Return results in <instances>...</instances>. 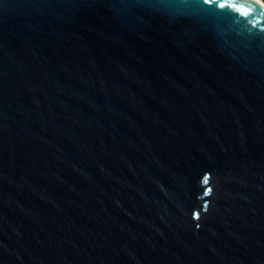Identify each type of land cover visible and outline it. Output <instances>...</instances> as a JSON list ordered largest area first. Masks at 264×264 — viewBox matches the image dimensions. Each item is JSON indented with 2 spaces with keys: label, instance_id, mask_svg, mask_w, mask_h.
<instances>
[{
  "label": "water",
  "instance_id": "obj_1",
  "mask_svg": "<svg viewBox=\"0 0 264 264\" xmlns=\"http://www.w3.org/2000/svg\"><path fill=\"white\" fill-rule=\"evenodd\" d=\"M220 2L0 0V264H264V7Z\"/></svg>",
  "mask_w": 264,
  "mask_h": 264
},
{
  "label": "snow or ice",
  "instance_id": "obj_2",
  "mask_svg": "<svg viewBox=\"0 0 264 264\" xmlns=\"http://www.w3.org/2000/svg\"><path fill=\"white\" fill-rule=\"evenodd\" d=\"M203 3L207 5H213L216 3V0H203ZM218 7L221 9H225V8L234 9L236 12L240 13L242 16L246 18H251L254 15V6H249L245 4L237 5L235 3H229L228 0H221ZM255 11L258 12V9H256ZM204 182L205 183L208 182V177L204 178ZM205 195H207V192H205Z\"/></svg>",
  "mask_w": 264,
  "mask_h": 264
},
{
  "label": "bare ground",
  "instance_id": "obj_3",
  "mask_svg": "<svg viewBox=\"0 0 264 264\" xmlns=\"http://www.w3.org/2000/svg\"><path fill=\"white\" fill-rule=\"evenodd\" d=\"M255 1L264 7V1H262V0H255Z\"/></svg>",
  "mask_w": 264,
  "mask_h": 264
},
{
  "label": "trees",
  "instance_id": "obj_4",
  "mask_svg": "<svg viewBox=\"0 0 264 264\" xmlns=\"http://www.w3.org/2000/svg\"><path fill=\"white\" fill-rule=\"evenodd\" d=\"M262 1H264V0H262Z\"/></svg>",
  "mask_w": 264,
  "mask_h": 264
}]
</instances>
